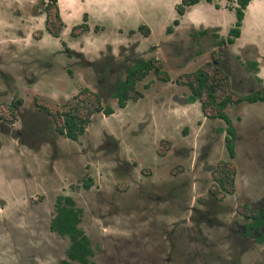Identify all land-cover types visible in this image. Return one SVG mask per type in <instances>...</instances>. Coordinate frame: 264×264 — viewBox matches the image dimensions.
I'll use <instances>...</instances> for the list:
<instances>
[{
	"label": "rangeland",
	"instance_id": "1",
	"mask_svg": "<svg viewBox=\"0 0 264 264\" xmlns=\"http://www.w3.org/2000/svg\"><path fill=\"white\" fill-rule=\"evenodd\" d=\"M39 1L0 0V264H78L66 258L69 238L49 229L60 195L82 210L93 264H264V244L242 234L244 205L264 207V104L228 107L236 126L230 159L223 121L205 118L199 102L187 104L182 85L184 75L217 59L232 97L262 89L242 50L240 59L224 48L217 54L210 37L195 44L193 32L187 35L194 29L190 14L165 40L180 0H57L65 22L88 12L97 30L33 42L26 29L40 24L33 11ZM251 14L248 37L263 41L264 6ZM215 15L191 13L203 24L217 22L212 26L228 21ZM140 25L151 30L148 38ZM152 45L171 82L150 73L137 85L143 96L118 108L112 82ZM83 89L100 92L102 107L114 112L92 114L74 142L39 107L53 111ZM18 100L13 118L7 107ZM222 162L235 168L231 194L214 182ZM216 185L222 201L211 195Z\"/></svg>",
	"mask_w": 264,
	"mask_h": 264
},
{
	"label": "trees",
	"instance_id": "2",
	"mask_svg": "<svg viewBox=\"0 0 264 264\" xmlns=\"http://www.w3.org/2000/svg\"><path fill=\"white\" fill-rule=\"evenodd\" d=\"M200 0H181L180 4L176 7L178 16H182L185 9L188 6L198 3ZM212 2L213 0H206ZM232 2L233 0H228ZM250 0H235L236 7L230 9L235 13V24L229 32L227 39L228 43H232L235 38L240 34V27L244 18V10ZM44 13L46 14L45 29L54 37H59L63 28V22L61 20L57 0H45ZM215 7H218L215 4ZM87 17L84 15L82 24L72 29V35L86 32L88 25L86 24ZM174 26L178 25V20L175 19L172 23ZM139 32L143 35L149 33L148 28L140 26ZM172 31V27L167 28V33ZM130 33H133L131 31ZM67 51V49H65ZM152 72L162 82L169 81V77L166 72L163 71L162 65L156 60H140L132 66L124 79H120L114 89V97L117 99L119 108H124L129 100H137L143 95L137 90V82L143 81L148 74ZM182 85L185 86L190 95L186 99L187 103L199 102L204 115L210 118H219L230 125V120L225 113V109L228 106L239 105L242 102H264V87L260 90H254L250 94L241 97H232L231 89L229 87L227 76L221 71L218 60L213 59L211 62H207L205 66L197 69L196 71L184 75ZM87 95H91L92 99ZM79 96H84L80 98ZM18 100L16 104H20ZM14 104V103H13ZM39 107V106H38ZM42 107V108H41ZM39 109L45 111L56 124V131L59 135L76 141L82 136L86 130V127L90 121V117L95 112H103L105 116L111 115L114 111L111 107H102L99 101V97L95 93H91L88 89H83L72 99L67 100L61 106L56 107L55 110H51L52 106L42 105ZM13 105L8 104V111L10 116L14 118ZM57 108V109H56ZM228 137H226V149L230 159L234 157V137L235 130L229 126L227 128ZM217 171L212 172L214 176V182L222 188L225 193L231 194L234 191L235 185V168L229 162H222L217 167ZM91 185H85V188H89ZM216 189V190H215ZM212 190L211 194L217 197L218 186ZM217 191V192H216ZM223 197H217L221 200ZM244 209L248 214L243 213L244 216L250 220L249 226L252 231L256 232V239L258 243L264 242V207L251 210L244 206ZM82 210L77 207L71 197L58 196L55 201L54 212L50 219L49 229L50 231L57 233L62 237L69 238V246L66 250L67 260L77 262L78 264H90L93 257V249L89 237L80 229V219Z\"/></svg>",
	"mask_w": 264,
	"mask_h": 264
},
{
	"label": "crops",
	"instance_id": "3",
	"mask_svg": "<svg viewBox=\"0 0 264 264\" xmlns=\"http://www.w3.org/2000/svg\"><path fill=\"white\" fill-rule=\"evenodd\" d=\"M43 1L45 0H40V5L39 7H35L33 9V11H35L36 9H38L37 12H35L34 17L36 16L40 22L39 26H31V23L29 22V25L26 29V36L28 39L32 40L33 42H39L42 39H59V38H63V36H69L70 39L75 40L76 38H80L83 36V34H81L80 36L76 37V38H72L69 35V32L71 30V28L82 22L83 17L81 16V20L74 22V23H67L63 20L62 17V7L60 5V3H57L58 6V10H59V14L61 17V20L63 22V28L61 30L60 36L58 38L52 36L51 34H49L46 29H45V20H46V14L43 11ZM59 1V0H58ZM208 4V5H206ZM214 4H218L219 5V9L215 8ZM207 7H206V6ZM231 5V6H235L234 3H228L226 0H213L212 3H207L205 0L200 1L198 4H195L193 6H191L187 12L181 17V22L180 24H182V22H184V20H186V17L188 16V14H190V18L193 20H190L192 22V24L194 25V29L191 31H195L198 29H214L216 30L215 32H219V33H223L228 31L232 25L235 23V15L233 11H230L227 9V6ZM259 6H264V0H250V2L248 3V5L246 6L245 10H244V18L242 20V24H241V31H240V36L239 38H237L235 40V42L232 45H229L227 47L228 51L232 50L233 52H231L236 58H242L241 52H239L240 50H242V52L244 53V56L246 55V60H247V64L249 67H251V69L254 70V75H256V77H258L262 84H264V59L261 58L258 55H261V51L264 50V40H257V39H251L250 37H248V31H247V24L250 21V18L252 17V11ZM198 8H202V9H206V11H208L210 14L212 15H217L221 13V15L223 17H227L228 21L225 23V25L223 26H212V25H216L215 23L217 22H209L208 24H203L201 21L202 19H197V17H193L191 16L192 11H194L195 9ZM210 9V11L208 10ZM32 11L31 15L34 14ZM86 11V10H85ZM20 14V13H18ZM83 15H86L87 17V24H88V31L90 32L92 29V32L95 31L96 25L92 24V20L89 18V13L86 12ZM215 15V16H216ZM22 17V16H21ZM20 15H18V18H21ZM33 18V15H32ZM179 24V25H180ZM93 27V28H92ZM37 28V29H36ZM97 30V29H96ZM37 31V33H36ZM190 31H188L189 33ZM187 33V35H188ZM186 35V36H187ZM234 48H236L238 51L234 52ZM71 50V49H70ZM75 51V50H74ZM250 51L251 53H253V55L249 58L250 56ZM248 53V54H246ZM257 103H261L264 104V102H257ZM256 104V103H254ZM18 106V105H17Z\"/></svg>",
	"mask_w": 264,
	"mask_h": 264
},
{
	"label": "flooded vegetation",
	"instance_id": "4",
	"mask_svg": "<svg viewBox=\"0 0 264 264\" xmlns=\"http://www.w3.org/2000/svg\"><path fill=\"white\" fill-rule=\"evenodd\" d=\"M200 1H202V0H200ZM199 1V2H200ZM206 1V0H205ZM227 2H229L228 0H226ZM180 2H181V0H180ZM180 2H178L177 3V5H179L180 4ZM198 2V3H199ZM207 2V1H206ZM213 2V1H212ZM212 2H207V3H212ZM198 3H196V4H198ZM230 3H234L235 4V6H231V5H228L227 6V9L228 10H230V11H233L234 12V10H232V9H230V7L231 8H233V7H236V3H235V0H233L232 2H229V4ZM177 5L175 6V11H176V7H177ZM193 5H195V4H193ZM193 5H191V6H193ZM215 5V4H214ZM218 5V4H217ZM43 6H44V4H43ZM191 6H188L186 9H185V12H184V14L187 12V10L191 7ZM216 9H219V5H218V7H215ZM43 11H44V7H43ZM183 14V15H184ZM182 15V16H183ZM234 15H235V13H234ZM182 16H178V14H177V12H176V18L175 19H177L178 20V25L177 26H179V24H180V22H181V17ZM174 19V20H175ZM236 19V18H235ZM173 20V21H174ZM173 21H172V23H173ZM82 22H83V19H82ZM82 22L81 23H79V24H76V25H74L72 28H71V30H70V32H69V35L72 37V38H76V37H78V36H80L81 34H83V33H85V32H83V33H80V34H77L76 36H73L72 35V29L74 28V27H76V26H78V25H80V24H82ZM171 23V25H169V26H167L166 27V29H165V37H166V39L165 40H167V37H168V39L169 38H171V37H173L174 36V34H175V32H176V30H177V26H174L173 24ZM86 24H87V20H86ZM235 24V23H234ZM234 24L232 25V27L228 30V31H226V32H223V33H219V32H215L216 30H214V29H198V30H195V31H191L190 33H188V37H192V35H191V33L193 32V34H194V36L196 37V40H193L194 41V43L195 44H199V43H202V41L205 39V38H212V39H214V42L212 43V46H213V48L215 49V52L218 54V53H220L219 51H218V49L217 48H224V49H227V47L229 46V45H232L234 42H235V40L237 39V38H239V36H240V34H239V36L237 37V38H235L234 40H233V42L232 43H228V41H227V39H228V37H229V32H230V30L233 28V26H234ZM88 25V24H87ZM140 26H143V25H140ZM140 26H138V28L140 27ZM168 27H172V31L170 32V33H167V28ZM95 28V27H94ZM138 28H137V31H138ZM147 28V27H146ZM148 30H149V28H148ZM88 31V30H87ZM240 31H241V27H240ZM131 32V31H130ZM129 32V33H130ZM61 33V32H60ZM133 33H135V31H133ZM133 33H130V34H133ZM141 34H142V32H140ZM151 30H149V33L145 36V35H143V37L144 38H148L150 35H151ZM60 36V35H59ZM56 38H58V37H56ZM160 45H156L157 47H158V49H159V51H160V47H162V43H159ZM156 46H153L152 45V47H151V49H150V51L148 50V53H150V54H145V55H143V56H141V57H139L137 60H133L132 62H130L129 63V65H128V67L125 69V71H124V75H123V77H120V78H117L116 79V81L118 82L120 79H124L125 77H126V75H127V72H128V70L132 67V66H134L135 65V63L137 62V61H140V60H156V61H159L160 62V64L162 65V59L160 58V57H158L156 54L159 52V51H157L156 49H157V47ZM65 47V49H67V52L69 53V55L73 58V56L75 55V53L72 51V50H70V49H68L67 47H66V45L64 46ZM147 53V52H146ZM202 53L201 52H198L197 53V56H200ZM215 55V54H214ZM236 58V57H235ZM69 65V64H68ZM67 65V66H68ZM162 69H163V71L164 72H166L167 73V75H168V77H169V81H167V82H164V83H169V82H171V79H170V74L168 73V71H165L164 70V68H163V65H162ZM199 69V68H198ZM197 70V69H196ZM195 70V71H196ZM251 70H253V69H251ZM254 71V70H253ZM112 72H113V70H111V72H109L111 75H109V77L105 80V82H108L110 79H112ZM152 75H154L152 72H150ZM150 74V75H151ZM149 75V74H148ZM97 76H99V75H97ZM155 76V75H154ZM252 76H254V78H255V81L259 84V83H262L261 82V80L258 78V77H256V75H252ZM147 77V76H146ZM156 78H157V80H159L158 79V77L157 76H155ZM115 81V82H116ZM102 82V81H101ZM115 82H112V86H110L111 88V90H112V96L114 97V89H115V86H116V84H117V82L115 83ZM141 82V81H140ZM140 82H137V84H136V88H137V85H138V83H140ZM99 83V82H98ZM110 83V82H109ZM111 84V83H110ZM150 85V84H149ZM149 85L148 86H146V87H149ZM177 86H181L180 84H177ZM98 97H99V101L100 100H102L101 99V97H100V95H101V93L100 92H97V93H95ZM189 95H190V92H189ZM188 95V96H189ZM188 96H186V99L188 98ZM115 98V97H114ZM115 100H116V104H117V99L115 98ZM130 101V100H129ZM14 103V104H13ZM194 103H198V102H193V103H187V104H194ZM246 103H248V104H254V103H257V102H254V103H249V102H242V103H240L239 105H242V104H246ZM21 104V103H20ZM19 104V105H20ZM100 104H101V101H100ZM9 105H13V108H12V110L13 111H15V109L17 108V104H16V102L15 101H10L9 102ZM102 106V105H101ZM117 106H118V104H117ZM126 106V105H125ZM104 107H109V106H103V108ZM229 107V106H228ZM228 107L225 109V113L227 114V116H228V118H229V120H230V125H228L227 123H225V121L224 120H222V119H219V118H214V119H216V120H220V121H223V123H224V127H222V129H221V132L220 133H224V148H225V151H226V153H227V155H228V152H227V149H226V137H228V134H227V128L229 127V126H231V127H236L234 124H233V120H232V118L229 116V112H227V110H228ZM119 108V107H118ZM17 111V110H16ZM16 111H15V113H16ZM114 111V110H113ZM202 112V111H201ZM99 113H101L102 115H104L103 114V112H99ZM202 114H203V112H202ZM203 116L205 117V118H210V117H208V116H206V115H204L203 114ZM1 120H3V119H0V121ZM4 121V120H3ZM90 122V121H89ZM7 124H9V122H7ZM89 124V123H88ZM88 126V125H87ZM3 131H5V129H3V128H1ZM235 130V129H234ZM86 131V130H85ZM10 134H12L13 133V131L11 132L10 130L8 131ZM15 136H14V138H16L17 139V137L18 136H16V135H18L19 133H18V131H15ZM84 134H85V132H84ZM83 134V135H84ZM82 135V136H83ZM81 137V136H80ZM79 137V138H80ZM65 138V137H64ZM78 138V139H79ZM67 139V138H66ZM235 139H236V136L234 137V140H233V142H235ZM70 140V139H69ZM71 141H73V140H71ZM77 141V140H76ZM75 142V141H74ZM234 154H235V152H234ZM229 157V156H228ZM212 195V194H211ZM60 196H64V195H60ZM68 197H71V196H68ZM72 198V197H71ZM73 199V198H72ZM219 200V199H218ZM55 201H56V199H55ZM73 201L75 202V200L73 199ZM219 201H222V200H219ZM75 204H76V202H75ZM55 206V205H54ZM245 206V205H244ZM243 218L244 219H247L245 216H243ZM81 220H82V214H81V219H80V224H81ZM249 221L250 220H246L245 221V223H243L242 224V226H243V235H244V237H251L252 235L254 236V241H255V243H258L257 242V239H256V232H254V231H252V229H251V227L249 226ZM80 224H79V227H80ZM82 231H83V229L82 228H80ZM52 232V231H51ZM84 232V231H83ZM246 237V238H247ZM90 239V238H89ZM90 241H91V239H90ZM258 244H264V242L263 243H258ZM91 245H92V241H91ZM68 249V248H67ZM93 249V248H92ZM93 256H94V251H93ZM92 259V258H91ZM69 262H72V263H77V262H73V261H70V260H68ZM90 264H93L92 263V260L90 261Z\"/></svg>",
	"mask_w": 264,
	"mask_h": 264
}]
</instances>
